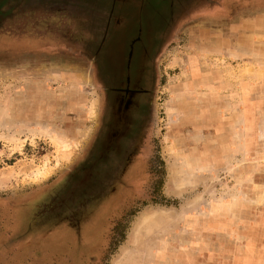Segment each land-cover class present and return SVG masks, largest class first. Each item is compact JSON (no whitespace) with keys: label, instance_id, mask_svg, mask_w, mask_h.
Returning <instances> with one entry per match:
<instances>
[{"label":"rangeland","instance_id":"374dc122","mask_svg":"<svg viewBox=\"0 0 264 264\" xmlns=\"http://www.w3.org/2000/svg\"><path fill=\"white\" fill-rule=\"evenodd\" d=\"M143 1L71 0V12L62 0H0V264H259L264 0H148L158 3L161 17L150 20L163 37L136 149L141 180L111 211H83L91 215L82 227L48 216V196L76 171L99 117L93 65L81 50L95 42L92 27L101 23L104 32L113 5L114 23L134 11L147 18L153 6ZM132 37L140 45L147 31ZM241 133L254 136L245 144ZM52 135L71 140L69 153ZM238 186L243 194L228 210L226 196ZM71 193L62 199L71 202Z\"/></svg>","mask_w":264,"mask_h":264},{"label":"flooded vegetation","instance_id":"af4514ba","mask_svg":"<svg viewBox=\"0 0 264 264\" xmlns=\"http://www.w3.org/2000/svg\"><path fill=\"white\" fill-rule=\"evenodd\" d=\"M147 2H142V8L146 4L153 6L145 14L148 19L144 18L143 13L134 11L133 17L126 16L121 23L112 22L118 6L110 7L104 32L100 34L102 24L97 21L98 24L90 30V37L95 42L81 50L93 65L99 92L97 127L76 171L48 196L49 207L46 208L52 220L59 219L72 229L71 222L81 223L82 227L90 217L91 214L82 213L87 208L96 206L97 210L110 204L111 211L124 201L125 195L133 193L134 185L141 180L143 156L142 151L136 154V149L144 142L148 128L151 109L149 96L154 79L152 61L163 37V33L157 35L156 31L160 23L154 24L150 20V14L161 17L162 13L155 9L158 3ZM127 8L125 11L129 10V14H132L130 10L134 7ZM136 18H139L138 22ZM140 28H145L147 37L142 44L136 45L137 37L130 39V32ZM99 34L100 39H97ZM137 163L141 169L134 178L131 174ZM71 188L73 193L70 197L73 200L65 202L62 194ZM113 199L115 201H110Z\"/></svg>","mask_w":264,"mask_h":264},{"label":"bare ground","instance_id":"6f19581e","mask_svg":"<svg viewBox=\"0 0 264 264\" xmlns=\"http://www.w3.org/2000/svg\"><path fill=\"white\" fill-rule=\"evenodd\" d=\"M248 113V112H247ZM247 122V121H246ZM222 129H223V127L222 128H220V129H218V131L216 130V138H215V140L217 141V143H219V145H218V147H217V149H218V151H219V153H224L225 152V150H226V145H225V140H224V134L222 133L223 131H222ZM225 129V128H224ZM31 132H33V131H31ZM38 132V131H37ZM33 133H35L36 134V132L34 131ZM47 134V133H46ZM48 135V134H47ZM252 137V136H254V134H249V133H241V138H240V142H242V143H248L249 142V137ZM48 137H51V141H53V143L55 142L56 143V145L60 148V149H62V150H64L65 151V153L66 152H68V151H66V149L68 148V146L70 145V141L71 140H69L68 138H66V136L65 137H57V136H54V135H52V136H48ZM238 137V136H237ZM262 137V136H261ZM263 137H264V134H263ZM261 146V145H260ZM220 147V148H219ZM175 148L176 147H172V146H169V150H170V152L174 149V151H175ZM208 149H211V148H209L208 147ZM212 150V149H211ZM206 151H208V150H206ZM205 151V152H206ZM263 151H264V148H263ZM173 152V151H172ZM69 153V152H68ZM175 158H177V157H175ZM185 160V159H184ZM176 161V160H175ZM183 162V161H182ZM179 164V163H178ZM175 165V164H174ZM195 167V166H194ZM179 169V168H178ZM41 171V170H40ZM175 172V171H174ZM185 172V171H184ZM37 173V172H36ZM41 173V172H40ZM212 173H213V171L211 172V174L210 173H207L206 174V178H211V177H213L212 176ZM37 174H39V173H37ZM189 177V176H188ZM191 179V178H190ZM193 184V183H192ZM254 184H255V187H258V186H260L261 184L260 183H258V182H254ZM253 185V184H252ZM253 187V186H252ZM243 193H242V191H241V186H238V190H237V192L236 193H228L227 194V196H226V200L228 201V204L230 205V207H228V210H231L234 206H235V204H236V202L238 201V200H235V197L237 196H240V195H242ZM244 200V199H243ZM255 201H263L264 200V188L262 187L261 188V190H260V192H259V194H257L256 195V199H254ZM248 201V200H247ZM215 203V202H214ZM213 206H214V204H213ZM230 208V209H229ZM163 215V214H162ZM147 220V219H146ZM117 263V262H116Z\"/></svg>","mask_w":264,"mask_h":264},{"label":"crops","instance_id":"0c3cea01","mask_svg":"<svg viewBox=\"0 0 264 264\" xmlns=\"http://www.w3.org/2000/svg\"><path fill=\"white\" fill-rule=\"evenodd\" d=\"M63 1V4H61L62 5V7H63V9L65 8L66 9V11H71V10H73L72 8H73V3L71 2V0H62ZM74 4H76V8L78 9V6H80L81 8H82V6H81V4H77V3H74ZM67 5H68V7H67ZM79 7V8H80ZM75 8V7H74ZM75 8V9H76ZM83 8H84V6H83ZM72 12V11H71ZM70 12V13H71ZM75 12H76V10H75ZM214 94H216V92H215V90H214V92H213ZM212 93V94H213ZM222 116V115H221ZM216 117L218 118V117H220V115H218V113L216 114ZM232 127H230V129H231ZM233 129L234 128H232L231 129V131H233ZM232 133V132H231ZM214 137H215V135H214ZM114 208V207H113ZM248 251H250V252H248ZM253 251H252V253H251V250L249 249V250H246V252L244 253L246 256V258H248L249 259V257H250V255H253ZM259 264H264V252H263V254H260L259 255Z\"/></svg>","mask_w":264,"mask_h":264}]
</instances>
